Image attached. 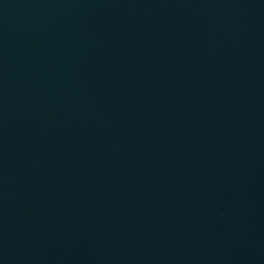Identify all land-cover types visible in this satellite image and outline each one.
<instances>
[{
  "label": "water",
  "instance_id": "obj_1",
  "mask_svg": "<svg viewBox=\"0 0 264 264\" xmlns=\"http://www.w3.org/2000/svg\"><path fill=\"white\" fill-rule=\"evenodd\" d=\"M264 220V0H0V264H225Z\"/></svg>",
  "mask_w": 264,
  "mask_h": 264
}]
</instances>
